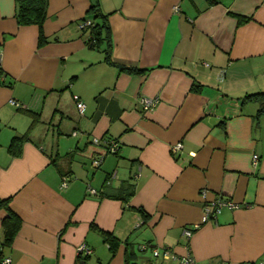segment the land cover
Masks as SVG:
<instances>
[{
	"label": "crops",
	"instance_id": "1",
	"mask_svg": "<svg viewBox=\"0 0 264 264\" xmlns=\"http://www.w3.org/2000/svg\"><path fill=\"white\" fill-rule=\"evenodd\" d=\"M99 2L110 43L91 47L79 23L94 0H48L43 44L37 25H19L16 0H0V65L9 83L0 84V201L9 199L20 220L4 246L8 211L0 208L4 257L9 264H180L189 253L198 264L264 261V112L257 116L259 101H242L264 92V0ZM141 97L156 104L144 110ZM24 134L13 155V137ZM110 139L120 143L115 153L106 150ZM98 154L104 158L94 166ZM220 198L239 206L203 222L205 205ZM100 230L121 240L114 255ZM83 244L90 254L79 252ZM153 248L174 256L155 257Z\"/></svg>",
	"mask_w": 264,
	"mask_h": 264
},
{
	"label": "trees",
	"instance_id": "2",
	"mask_svg": "<svg viewBox=\"0 0 264 264\" xmlns=\"http://www.w3.org/2000/svg\"><path fill=\"white\" fill-rule=\"evenodd\" d=\"M47 9H48V0H16V18L18 20L19 25H37L39 28V44H43L47 41V38L43 31V25L47 18ZM240 21L246 20V16H240ZM91 20V24L89 26H84L85 31L88 32L87 42L91 47H99L101 43L107 42L110 43V25L108 22V15L101 11L99 0H94V3L90 9L88 16L84 17L82 21ZM107 51V50H106ZM107 59L110 61V55L107 53ZM120 69L126 70L132 73H140L143 72L144 68H138L134 66H124L121 65ZM5 72L3 71L0 65V84L8 85L5 81L4 77ZM247 100H257L260 102V108L258 110L257 116L264 112V92H256L252 94H247L242 98V101ZM37 115V116H36ZM39 113H34V118L32 125H34L39 120ZM26 135H16L13 137L11 144L9 146V150L13 155H18L21 152V144L26 139ZM109 182V180L107 181ZM133 185L126 183L123 187L122 194L124 199H128V196L133 193ZM120 194V195H122ZM9 199H4L0 201V208H6L8 211V215L4 218L3 228H4V246H10L13 242V239L20 228V220L19 217L9 211L8 204ZM141 213L144 215L146 219L149 214L144 212V208H140ZM95 226V225H93ZM104 236L105 242L108 243L112 255H114L118 249V246L121 243V240L111 232L100 230ZM142 249V248H141ZM4 254L2 248L0 246V264L4 259ZM134 264V263H133ZM253 264H259L253 263Z\"/></svg>",
	"mask_w": 264,
	"mask_h": 264
},
{
	"label": "built area",
	"instance_id": "3",
	"mask_svg": "<svg viewBox=\"0 0 264 264\" xmlns=\"http://www.w3.org/2000/svg\"><path fill=\"white\" fill-rule=\"evenodd\" d=\"M91 24V20H85V21H81L79 23L80 28H84V26H89ZM76 98V103H77V108L80 111L81 114L84 113L85 110V103L79 98V96H75ZM15 105L20 106L19 102H16V100L12 101ZM140 104L142 106V108L144 110H149L152 109L154 107V105L156 104V101L152 98H148V97H141L140 98ZM95 143H99V139H94ZM106 142V150L107 152H111V153H115L118 151V149L120 148V143L118 140L116 139H110L105 141ZM182 146V143L179 142L177 144H175L173 146V150L177 151L180 150ZM104 158L103 154H98L93 158V165L94 166H99L102 162ZM253 160H254V165L256 166L259 160V155L258 154H254L253 155ZM68 183V177H64L62 180V186L67 185ZM90 191L92 192H96L95 189L90 188ZM239 205L236 204L235 202H233L232 200L229 199H225V198H220L217 199L216 201H214L211 204H206L204 207V214H203V218L202 221L203 222H207L211 219H213L214 217H216L217 214H219L221 212V210L224 207H229V208H234V207H238ZM199 227V224H196L194 226H190V227H186L184 229V235L187 237H191L192 234L194 233V231ZM142 246V245H141ZM142 249L145 248V246L141 247ZM79 252L80 253H86V254H90L92 252V250L85 244L81 245L79 247ZM153 255L155 257H161L163 259H169L172 256H174L169 249H160V248H153ZM11 262V259L9 257H6L3 259L2 263L3 264H9ZM180 264H198L196 262V260L193 258V256L189 253L185 258L181 259ZM259 264H264V261L259 262Z\"/></svg>",
	"mask_w": 264,
	"mask_h": 264
}]
</instances>
